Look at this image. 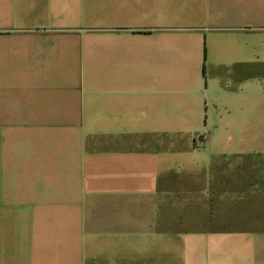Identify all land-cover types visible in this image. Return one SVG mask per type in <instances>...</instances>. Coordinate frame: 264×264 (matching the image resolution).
<instances>
[{"label": "crops", "instance_id": "crops-1", "mask_svg": "<svg viewBox=\"0 0 264 264\" xmlns=\"http://www.w3.org/2000/svg\"><path fill=\"white\" fill-rule=\"evenodd\" d=\"M0 264H264V0H0Z\"/></svg>", "mask_w": 264, "mask_h": 264}]
</instances>
